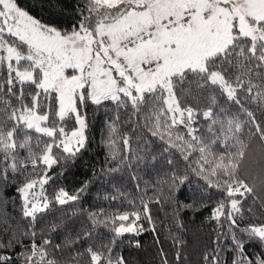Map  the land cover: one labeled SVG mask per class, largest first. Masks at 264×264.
Segmentation results:
<instances>
[{
  "label": "snow or ice",
  "instance_id": "obj_1",
  "mask_svg": "<svg viewBox=\"0 0 264 264\" xmlns=\"http://www.w3.org/2000/svg\"><path fill=\"white\" fill-rule=\"evenodd\" d=\"M90 109L104 111L108 130L93 175L127 172L135 182V192L113 184L116 195L103 197L126 202L123 211L79 207L91 180L74 193L46 190L54 166L88 149ZM260 192L264 0H0V264H129L126 237L133 250L147 232L160 244L153 204L171 209L159 264L189 259L182 213L209 208L214 237L197 264H264Z\"/></svg>",
  "mask_w": 264,
  "mask_h": 264
},
{
  "label": "trees",
  "instance_id": "obj_2",
  "mask_svg": "<svg viewBox=\"0 0 264 264\" xmlns=\"http://www.w3.org/2000/svg\"><path fill=\"white\" fill-rule=\"evenodd\" d=\"M19 2L23 7L29 8L35 0H19ZM66 2L71 3L72 0H66ZM39 15L44 19L49 18L47 12L41 11ZM62 19H64L65 23L69 22L68 16L63 17ZM109 115L112 114L109 113ZM124 118L126 117L122 116V119ZM105 119L106 117L103 110H100L98 114L91 109L89 110L88 122L90 127L88 135L90 138V144L88 149L83 151L75 161H70L67 168L54 166L50 172V175L54 177V180L50 183V185L46 186V190L50 196L54 189H58L60 187L65 188L69 193H74L75 190L83 183L91 180L92 184L90 191L81 199L79 207L93 211H98L103 208L105 212L110 214L117 209L123 211L128 207L126 202L121 203L120 200L113 202L110 199H103L105 195L110 197L112 195H116L113 184L122 186L132 192L136 191V187L135 182L131 179L130 174L127 172L116 174L112 180H109L106 177L98 178L93 175L94 170L99 171L104 162V157L107 154V149L100 144L102 135L105 140L108 138V130L105 126ZM119 131L120 137L117 138V143L121 151H123L122 136L126 131L130 130L127 125H122ZM33 135L35 136L36 134L33 133ZM135 146L136 145L134 143L133 147ZM259 161H262L261 154L258 150L257 144H253V155L250 157V163L255 166ZM138 174L143 177V180H150L154 176V173H152L151 170L145 169H141ZM143 180L140 182L141 187H143ZM13 194V192L9 193L10 196ZM149 194H151V192H149ZM258 194L264 196V192H260ZM251 203V198H249L245 205V210ZM19 205L20 202L18 198L15 207H13L11 203L8 205V212L12 214V217H14V223L20 219ZM69 207L71 208L72 206ZM257 211H259L258 207ZM152 212L154 217L157 218L156 229L159 233L160 244H156L154 234L152 232H147L139 237H135V239H139L141 241L142 247L140 249L133 250L127 247V241L132 239V237H126L124 244L121 245V248L124 249V254L128 256L129 264H159V255L157 253L158 247H162L165 251H168L170 248L171 241L167 238V236L169 232L168 226L172 223V220L168 215L171 212V209L166 205L160 206L153 204ZM209 212L210 208L197 214L188 212L182 213L185 236L189 242V247L186 252L189 259H186L184 264H197V262L201 259V253L205 246L211 245V239L214 237L212 229L216 227V224L214 221L210 223L205 219ZM58 216L59 213L49 214L47 220L50 222L53 219L58 218ZM82 219L83 217H80L75 222H70V227L73 229L78 228L80 226V220ZM246 221L248 223H256L259 221V217L256 215L248 217L246 214ZM172 230L175 231L174 228ZM99 232L101 234V239L108 235L103 227L99 229ZM53 238L54 242L59 243L62 239V234L60 232L54 233ZM169 258L171 259V256ZM230 258L231 254H229V259Z\"/></svg>",
  "mask_w": 264,
  "mask_h": 264
},
{
  "label": "rangeland",
  "instance_id": "obj_3",
  "mask_svg": "<svg viewBox=\"0 0 264 264\" xmlns=\"http://www.w3.org/2000/svg\"><path fill=\"white\" fill-rule=\"evenodd\" d=\"M39 189H37V191H38Z\"/></svg>",
  "mask_w": 264,
  "mask_h": 264
}]
</instances>
